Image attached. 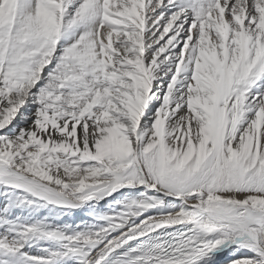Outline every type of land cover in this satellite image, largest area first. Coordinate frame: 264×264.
Listing matches in <instances>:
<instances>
[{"label":"snow or ice","instance_id":"6c2138e0","mask_svg":"<svg viewBox=\"0 0 264 264\" xmlns=\"http://www.w3.org/2000/svg\"><path fill=\"white\" fill-rule=\"evenodd\" d=\"M0 264H264V0H0Z\"/></svg>","mask_w":264,"mask_h":264}]
</instances>
